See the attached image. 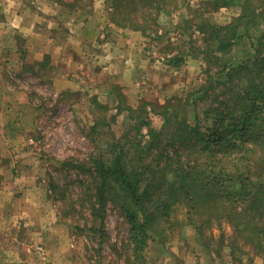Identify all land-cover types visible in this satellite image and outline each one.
I'll return each mask as SVG.
<instances>
[{
    "label": "rangeland",
    "instance_id": "374dc122",
    "mask_svg": "<svg viewBox=\"0 0 264 264\" xmlns=\"http://www.w3.org/2000/svg\"><path fill=\"white\" fill-rule=\"evenodd\" d=\"M203 2L168 1L170 14L159 17V35L130 28L146 38L141 52L147 66L136 80L128 79V84L135 81L131 88L100 73L95 78L83 73L82 79L73 71L71 79H57L55 65L45 74L43 64L33 61L29 40L0 30V189L8 187L0 190V264H127L129 225L120 208L109 204L104 215L93 216L83 195L84 177L63 163L111 158L114 143L140 138L128 112L118 113L120 92L134 107L142 100L163 104L192 93L189 122L198 118L205 128L211 124L205 111L214 99L201 90L209 65L200 28L205 21L226 25L242 9L234 5L209 14L211 7ZM133 7L138 14L145 11L140 4ZM249 49V41L241 40L229 57L240 61ZM169 53L182 56V65L169 67ZM150 118L153 128L171 129L161 116ZM148 132L141 129L143 142ZM222 222L209 234L210 247L191 227H175L159 237L154 233L159 239H151L146 264H264V253L246 240L233 248V227Z\"/></svg>",
    "mask_w": 264,
    "mask_h": 264
},
{
    "label": "trees",
    "instance_id": "16d2710c",
    "mask_svg": "<svg viewBox=\"0 0 264 264\" xmlns=\"http://www.w3.org/2000/svg\"><path fill=\"white\" fill-rule=\"evenodd\" d=\"M168 1L109 0L116 23L145 35L151 29L159 35V17L170 14ZM203 1L211 7L209 14L234 5L242 9L226 25L205 21L200 28L209 65L201 90L214 99L205 111L211 124L205 128L198 118L189 122L192 93L163 104L142 100L134 107L120 92L118 113L128 112L140 138L114 143L111 158L63 163L84 177L83 195L93 216L104 215L109 204L120 208L129 225L127 264H146L150 241L159 239L154 233L159 237L175 227H191L210 247L209 234L223 220L233 227V248L239 249L236 243L243 239L264 253V0ZM139 4L145 11L138 14L133 6ZM241 40H248L250 49L242 60H232L229 55ZM166 59L169 67L183 62L170 53ZM151 114L171 129L153 128ZM143 127L149 128L145 142Z\"/></svg>",
    "mask_w": 264,
    "mask_h": 264
},
{
    "label": "crops",
    "instance_id": "0c3cea01",
    "mask_svg": "<svg viewBox=\"0 0 264 264\" xmlns=\"http://www.w3.org/2000/svg\"><path fill=\"white\" fill-rule=\"evenodd\" d=\"M113 13L109 0H0V30L29 40L33 61L43 64L45 74L55 65L57 79H71L73 71L82 79L100 73L131 88L135 81L128 79L147 67L141 52L146 38L116 23Z\"/></svg>",
    "mask_w": 264,
    "mask_h": 264
}]
</instances>
